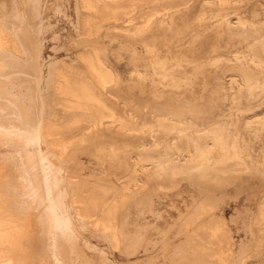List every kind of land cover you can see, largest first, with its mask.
<instances>
[{
  "label": "rangeland",
  "instance_id": "1",
  "mask_svg": "<svg viewBox=\"0 0 264 264\" xmlns=\"http://www.w3.org/2000/svg\"><path fill=\"white\" fill-rule=\"evenodd\" d=\"M20 1L16 2V11L24 18L19 28H27L32 36L29 40L24 38L26 52L21 60L24 64L20 65L21 71L17 68V85L11 88L20 94L16 97L18 105L21 100L28 105L26 115H29L21 118L24 122L20 119L18 123L15 120L17 124L13 122L29 129L35 125L39 114H45L55 122L49 129L50 141L66 145L60 156L48 153L47 158L58 168L54 172L62 180L59 186L66 192L68 209L79 231L75 243L76 262L174 264L169 257L171 249H166L165 245L178 241L181 225L178 209H186V204L192 207L195 203L197 208L201 202L194 200L210 194L213 198L206 197L205 203H208L206 208L212 210L195 209L196 215L199 213L196 223L208 224L221 212L234 236L236 258L241 256L242 264H264V227L256 219L264 205V168L251 166L244 170L237 161L233 170L223 172L213 166L220 158L216 156L217 159L210 158L209 169L187 175L163 171L144 178L140 162L134 166L137 169L134 177V167L127 168L126 152L121 150L122 142L128 140L103 125L92 126L89 121L67 123L66 115L53 100L50 84L51 67L61 59L71 62L78 53L97 49L117 74L116 85L107 89H100L87 78L90 87L106 104H115L119 110L124 109L125 114L140 110L136 116L142 124L154 120L146 107L173 111L167 115L176 118L178 108H186L183 105L188 102L194 109H184V115L196 125H206L203 140L210 154L221 152V142L236 139L242 150L250 151L255 160H262L264 128L257 133L249 125L256 117L264 120V59L257 54L264 41V0H100V11L89 22L99 26L97 34L92 35L94 40L85 39L80 32L79 0H40L35 7L32 0L31 6L29 0ZM10 5H7L10 12H5L12 15L9 14V23L14 19V5ZM240 19L244 22L242 28L238 23ZM132 25L139 28L131 30ZM230 26H239L245 33L231 34ZM74 64L79 68L80 79L87 76L82 63L75 61ZM23 66H28L26 72ZM243 72L253 87L237 109L231 101L237 91L247 87ZM33 75H36L34 79ZM26 76L27 79L30 76L33 83L28 82ZM27 82L30 88L37 83L36 87L30 89ZM2 86L0 95L3 91L4 95H9ZM222 90L227 93L226 98L221 96ZM260 95L262 98L257 100ZM6 101L4 98L1 105ZM11 106L16 109L15 105ZM32 114L37 119L32 117L30 121L28 117ZM8 122V126H14ZM24 134L31 135L26 131ZM19 136L20 149L31 144L33 147L31 139ZM131 141L135 144L130 147L134 160L140 154H154L144 147L146 141L139 134ZM42 146L45 148L46 142ZM6 147L2 144L0 149ZM34 157L31 161L35 166ZM146 166H152L149 160ZM73 196L76 202L72 201ZM147 197L152 200L151 209ZM75 206L84 211L81 218ZM109 211L115 223L114 234L102 221ZM206 212H210L209 215ZM133 233L138 234L137 241ZM24 241L31 242L32 236L25 237ZM39 263L52 264L43 260Z\"/></svg>",
  "mask_w": 264,
  "mask_h": 264
},
{
  "label": "bare ground",
  "instance_id": "2",
  "mask_svg": "<svg viewBox=\"0 0 264 264\" xmlns=\"http://www.w3.org/2000/svg\"><path fill=\"white\" fill-rule=\"evenodd\" d=\"M21 1L23 3V0ZM29 1L31 6V0ZM16 2L18 3L19 0H0V85H4L2 86L3 90L7 89L9 91V95L5 94V96L4 91L0 95V147L2 144L7 145L5 149H0V264H40L39 262L41 260L46 263L51 262L52 264H78L76 262L77 254L75 243L79 238V231L73 221L72 214L69 212L66 192L59 186L62 180L54 172L58 168L55 169V166L47 158L48 153H54L60 156L65 151L66 145L50 141L49 129L55 122L49 120L45 114H39L38 119L37 117L35 118V113V116L32 114L31 117L29 116L30 118L28 117L30 121L32 117L35 120L37 119L35 121L36 123L34 122L35 125H31L32 128L28 126L29 129H27L26 125L25 127L19 124L16 125L18 119L21 121V118L29 115V113L26 115L27 108H29L28 105L24 104L22 100L21 104L18 105L20 102H17L16 97L18 95L20 96V94L13 91L12 88L14 89L17 85L15 79L18 78L16 76H18L20 65L24 64L21 61L23 58L22 54L26 52V45H24V41L26 40L24 38L29 40L30 35L32 36V34H29L30 30L27 31V28H19V23H22L24 17L19 14V10L16 11ZM32 2L33 4L35 3V7L37 3H40V0H32ZM100 2V0H79L77 2L79 28L85 39L94 40L95 37L92 35L97 34L99 26L89 22L95 19L97 13L100 11ZM7 3L12 4V6L14 5L12 10V12L14 11V19H11V23H9L10 20L8 22L9 14L10 17L12 16L11 13L5 14L9 10V8L7 9V5H10ZM82 11L84 12L82 13ZM238 23H240L239 25L242 28L244 25L242 23L244 22L240 19ZM91 26H94V28ZM129 28L136 30L139 27L132 25ZM229 32L231 34H244L245 30L240 29L239 26H230ZM257 54L261 59H264V41L261 42ZM75 61L85 66L88 77L84 76L81 79L78 77L79 68L75 66ZM35 64L37 65L38 62ZM27 67L24 68L25 72ZM51 68L52 76L50 77V84L54 95L53 100L60 106L63 114L66 115L67 123L73 124L89 121L92 122V126L103 125L111 132L126 138L128 141L122 142L123 145L121 148L123 152H126V166L128 169H132L141 162V175L144 178H149L155 173L161 174L163 171L171 172L175 175H187L194 171L207 170L212 166L210 158L216 156L220 158L216 157L219 161L214 163L213 166L223 172L233 170L238 163L237 161H240L241 167L244 170L251 166L264 168V159L255 160L250 151L240 148L236 139L221 142V152L218 153L217 151V153H214L212 149L211 151L213 152L210 154V150L203 140V129L206 128V125H196L193 120H188L184 115V109L191 111L194 109L188 102L183 105L186 108H178L179 113L176 114V118L167 115L173 111L166 110L162 112L156 106L151 108L146 107L145 109L150 110L154 120L142 122V124L136 116L137 113L140 114V110L133 109L130 113L125 114L124 109L119 110L115 104H106L100 95L90 87L87 78L92 79L94 84H97L100 89H107L116 85L117 74L97 49H92L89 53L80 52L76 55V59L71 62H66L61 59L55 67ZM243 74L245 75L244 78L247 87L237 91L231 101V105L237 109L241 107V99L246 97L249 92H252L251 89L253 87L247 74L245 72ZM30 76L29 79L26 76L28 82L32 78L34 79L36 75H33L32 78ZM40 78L38 77V80H41ZM34 84L36 85L37 83ZM35 85L31 88L34 89ZM27 86L30 88V84ZM34 92L31 94H34ZM2 95L5 96L4 98L7 101L1 105L4 99ZM221 96L226 98L227 93L222 90ZM33 98V100L31 99L32 101L35 100V97ZM261 98L262 95L257 100ZM35 102L37 103V101ZM94 104L96 105L94 106ZM127 104L125 102L124 105L126 106ZM11 105H15L16 109H12ZM13 120L14 122L16 120L17 123L15 122L16 124H14ZM7 121H11L14 126H8L10 122L7 123ZM22 121L24 122V119ZM206 123L209 125L210 121ZM249 128L254 132L260 133L264 128V120L256 117L253 123L249 125ZM25 131L31 135L24 134ZM136 134H139V137L146 141L144 147L148 148V151L150 149L153 150L154 154L149 153L144 156L140 154L137 159H133L130 147L135 144H133L131 138L136 136ZM19 135H21V139H23V135L26 136L24 138L31 139L34 142L33 147L31 148V144V146L28 145L29 147L25 146L20 149L18 141ZM43 142H46L45 148L42 146ZM151 155L153 156L149 159L148 156ZM33 156H35V166L34 164L32 165L31 161ZM148 160L152 164L151 167L146 166V161ZM133 172L135 177V174H137L136 167H134ZM208 196L213 198L210 194L202 196L200 200H194L195 197L193 198L195 202H201V205L197 206L199 209L195 208L196 206L194 207L197 203L192 207L186 204V209H178L179 220L181 221L178 231V241H169L165 245L166 249H171L172 253L169 257L172 263L242 264L241 256L238 258L235 256V250L233 248L235 242L234 236L226 227L221 212L215 214L212 211L217 216H212L211 212L210 215L215 218L211 221L209 220L210 222L208 221V224H203L202 219L198 221L202 224L198 225L196 223V216L199 213L196 215L198 211L195 209H207L208 203H205V201ZM147 200L151 209L152 200L148 197ZM72 201L76 202L77 198L73 196ZM209 204H213V202H209ZM213 206L214 208L216 207L215 205ZM75 207L77 216L81 218L84 215V211L77 206ZM110 212L102 221L103 225L106 228H110L114 234L115 223ZM256 217L258 222L264 227V205L260 207L259 214ZM29 235L32 236V241H24V238ZM132 235L135 241H137L139 238L138 234L133 233ZM110 247H112V243ZM178 254L181 255L179 256ZM103 258L106 259V257ZM232 260H234V263H232ZM86 262L84 261L83 264H86Z\"/></svg>",
  "mask_w": 264,
  "mask_h": 264
}]
</instances>
